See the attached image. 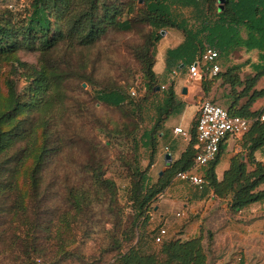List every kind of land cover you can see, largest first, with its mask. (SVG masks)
<instances>
[{"label":"trees","instance_id":"1","mask_svg":"<svg viewBox=\"0 0 264 264\" xmlns=\"http://www.w3.org/2000/svg\"><path fill=\"white\" fill-rule=\"evenodd\" d=\"M143 1L141 8L136 0H30L24 14L11 10L0 13V59H13L21 49L30 46H37L45 59L60 45L91 47L112 30L128 31L138 22L149 26L152 32L140 54L147 79L145 87L152 97L164 93V98L155 107L153 126L140 139L141 145L151 151L152 165L160 135L163 134V138L167 135L161 130L172 116L181 114L185 108L177 96L175 81L162 90L163 85H160L154 72L156 46L163 38L161 33L172 28L184 35V42L167 53L166 73L170 74L174 70L187 72L207 46L220 53L229 50L230 33L239 37L244 28L247 31L246 41L239 39L237 44H244L249 51L259 52V63L254 65L256 75L244 80L241 66L235 65L215 76L202 78V91L205 97H209L217 83L221 88L227 86L225 92L218 89L214 98L224 103L231 100L230 105L225 108L212 102L226 109L230 116L251 119L264 112L252 109L258 100L264 98V88L255 89L257 82L264 77V0H226L222 12L217 8L218 14L213 23L205 17L196 29L179 19L175 10L178 6H185L200 12L199 2L203 0ZM205 1L209 11L219 3V0ZM218 43L223 46L222 51L217 47ZM14 66V75L24 70V77L29 83L24 95H21L15 81L7 79V96L0 98V222L18 223V226H10L15 231V239H21L17 249L23 260L18 264H41L40 261L42 264H54L61 257L69 258L75 254L67 249L76 244L75 235L70 237L68 232L85 222L92 205L90 189L107 191L111 203L118 206L117 187L98 166L91 168L88 183L81 179L76 182L69 179L58 182L56 179L47 183L43 174L48 158L64 152L63 137H56L57 133L50 131L54 102L62 97L64 75L53 67L48 75L45 68L30 67L18 59H14ZM158 87L160 91H157ZM239 88H242L241 91H238ZM219 92L221 95L218 96ZM96 98L115 108L127 102V96L117 91L101 92ZM245 99L244 103L241 102ZM198 118L193 122L188 147L156 183H151L147 170L136 168L133 171L128 197L134 211L133 221L123 231L110 232L105 252L113 254V257L108 264H208L205 237L171 239L157 244L159 247L155 248L153 234L148 231L149 212L154 211L158 197L169 187L170 177L173 179L178 172L194 167L198 152ZM243 140V148L248 153L247 162L243 161L244 154H237L223 179L218 180L216 168L224 152V141L215 161L208 165L205 172L207 187L213 190L216 197L231 199L229 208L234 213L264 202V190H260L264 184V164L255 161L254 157L256 151L264 149V122L255 123ZM249 165L254 169L249 170ZM22 170L27 173L23 181L19 179ZM62 184L64 194H60ZM23 186L27 193H23ZM50 198L54 203L58 202L53 207L49 205ZM61 203L62 209L59 208ZM101 215L104 221L100 219L99 223L103 226L109 224L103 212ZM21 234L25 236L21 238ZM212 239L213 234L209 233L207 244Z\"/></svg>","mask_w":264,"mask_h":264},{"label":"rangeland","instance_id":"2","mask_svg":"<svg viewBox=\"0 0 264 264\" xmlns=\"http://www.w3.org/2000/svg\"><path fill=\"white\" fill-rule=\"evenodd\" d=\"M29 1L0 0V13L11 10L24 14ZM136 1L139 7L144 6L143 0ZM141 1L143 2L141 3ZM199 3L200 12L185 6H178L175 10L179 19L185 20L187 25L193 29L200 27V22L205 17L213 23L220 5L216 3L213 10L209 11L210 7L205 0ZM168 30H172V28L165 30L166 34ZM175 31L178 30L175 29ZM151 32L149 26L138 22L134 23L133 28L128 31H110L91 47L60 45L44 59L37 46H30L21 49L13 59H0L1 99H5L7 96L5 88L7 79L15 81L21 95H24L29 83L24 77V70H20L17 75H14V59L27 63L30 67L45 68L48 75L52 67L53 70H58L64 75L62 97L54 102L55 108L51 113L53 118L50 125L51 133L56 132V137H63L64 152L55 156L50 155L48 158L43 174L47 183L56 179L58 182H63L66 179L76 182L81 179L88 183L92 175L91 168L98 166L105 177L112 180L117 187L118 206L111 203V197L107 191L90 189L92 205L87 211L85 222L80 223L74 231L68 232L70 237L75 235L76 244L67 249L75 254L69 258L61 257L54 264H108L113 257V254L105 252L109 246L110 232L113 230L123 231L126 225L133 221L134 211L128 201L133 171L136 168L147 170L151 183H156L160 178L161 171H164L165 175L170 170L166 166L163 153L167 147L169 149L167 153H172V128L165 126L161 130L167 135L164 138L163 134L160 135L157 155L152 165L150 164V149L143 147L140 143L143 133L153 126L156 105L164 98L163 92L157 97H152L145 87L147 79L144 75L145 66L140 54L146 46ZM230 36H232L228 37L231 39L230 51L227 55H221L219 65L222 69L221 63L224 60L230 63V66L240 65L242 79H251L256 75L254 65L259 63V52L249 51L244 44H237L239 39L243 42L246 41L247 31L244 28L241 29L239 37L233 33H230ZM225 40L227 41V38ZM229 55H231L230 58H228ZM160 62L159 59L157 69L160 67ZM159 83L160 85L164 84L160 81ZM189 85L193 86L192 83ZM263 88L264 77L257 82L255 89ZM241 89L239 88L238 91ZM110 91L124 93L127 96V102L122 107L115 108L97 100L98 94ZM187 95L182 96L186 97ZM219 95L221 92L218 93ZM203 98L213 100L225 108L231 103V100L226 103H224L225 101L219 102L217 97L214 99ZM244 101L246 99L241 102L244 103ZM252 109L258 112L263 111L264 98L258 100ZM188 111L182 122V127L187 133H191L194 125L189 119L192 108ZM174 161L175 159H173V163ZM26 176L27 173L24 174L22 170L19 179L23 181ZM172 181L173 179L170 177L168 188L172 186ZM58 185L60 184L58 183ZM87 185L89 186V184ZM24 186L26 187V185ZM25 187L23 193L28 192ZM60 194H64L63 184ZM161 196L155 202V208L161 201ZM56 203L58 202L56 201ZM56 203L53 198L49 199V205L52 207ZM98 206L100 208L97 209ZM59 208H63V203L59 204ZM101 212L106 216V221L109 224L103 226L99 223L100 219L101 222L104 221ZM153 212H149L150 218H152ZM11 223L2 224L0 222V264H18L23 260V256H19L17 249L21 239H15V231L10 227L18 226V223ZM154 233L155 231L152 232L153 240ZM24 236L25 234H21V238ZM154 245L155 248L159 247L155 243ZM205 247L208 253V264H222V259L228 257L230 258L229 264H264V238L236 241L231 251H228V248H217L214 239L211 243H206ZM237 258H242V261H238ZM40 263L42 264L41 261ZM225 263L223 262V264Z\"/></svg>","mask_w":264,"mask_h":264},{"label":"crops","instance_id":"3","mask_svg":"<svg viewBox=\"0 0 264 264\" xmlns=\"http://www.w3.org/2000/svg\"><path fill=\"white\" fill-rule=\"evenodd\" d=\"M183 42L184 35L182 32L175 31V29L168 30L166 36H163L156 46V64L154 66V72L160 82L164 83L163 86L168 87L171 81H175L177 96L185 104L181 114L172 116L166 122V128H172L171 154L175 160L179 159L188 147L191 133H188L189 138L185 139L176 135L174 129L177 127L183 128L182 122L191 108L192 113L189 119L191 123L194 122L196 117L199 116L200 105L204 100L203 97H205L202 91V79L189 80L187 72L178 71L179 73L176 76H173L172 72L170 74L166 73L168 51L177 48ZM217 47L220 50L223 48L220 43H218ZM229 51L225 50L221 52V55H227ZM230 57L231 55L228 56V58ZM159 59L161 62L159 69H157ZM221 66L223 72L232 67L225 60L221 63ZM191 83L193 86L189 85ZM183 88L188 90L186 97L182 96ZM220 88V83L213 86L209 97L214 98ZM226 88L227 86L221 88L220 91L225 92ZM243 145L244 140L242 137L230 138L224 142V152L216 168L218 180L223 179L225 172L231 166L232 159L237 154H244L243 161L247 162L246 155L248 153L243 148ZM166 149L163 156L169 151L168 147ZM254 157L255 161L264 164V149L256 151ZM253 169L254 167L249 165V170ZM260 190H264V184L260 186ZM161 197L162 199L157 205L158 210L154 209L152 214L148 227L149 232H157L159 227H163L168 230L169 239L190 240L203 236L205 237V244L207 243L208 234L212 233L217 248H228V251L234 248L236 241L260 240L264 238V202L252 204L238 213H232L229 208L231 199L216 197L211 188L207 187L205 190L199 191L187 183L173 181L172 186ZM178 214H181V216L179 217ZM237 260L242 261V258H237ZM223 262L229 264L230 258L222 259V264Z\"/></svg>","mask_w":264,"mask_h":264},{"label":"built area","instance_id":"4","mask_svg":"<svg viewBox=\"0 0 264 264\" xmlns=\"http://www.w3.org/2000/svg\"><path fill=\"white\" fill-rule=\"evenodd\" d=\"M221 53L219 50L207 46L205 51L196 59L187 70L189 80H197L215 76L222 71L219 60ZM179 72L174 71L173 76ZM174 78V77H173ZM166 89L165 86L162 90ZM264 122V112L254 118H244L240 116H230L223 107L215 104L212 100L204 99L200 105L199 118L197 123V149L194 167L189 171L178 172L173 182L187 183L199 191L207 187L205 180L206 168L215 161L220 152L221 144L227 139L240 138L247 134L255 123ZM176 135L185 139L189 134L181 127L174 129ZM180 217L181 214H178ZM168 230L161 227L154 233L156 244H162L171 239L168 238Z\"/></svg>","mask_w":264,"mask_h":264},{"label":"water","instance_id":"5","mask_svg":"<svg viewBox=\"0 0 264 264\" xmlns=\"http://www.w3.org/2000/svg\"><path fill=\"white\" fill-rule=\"evenodd\" d=\"M142 2H143V1H141V3H142ZM225 2H226V0H219V4H220V5H219V12H222V11L224 10V8H225V6H224ZM161 34H162V36H165L166 31H163ZM157 91H160V87L157 88ZM187 93H188V90H187L186 88H183V90H182V94H183V95H187ZM165 163H166V166H167L168 168H171V167H172V165H173V156H172L171 153H167V154L165 155ZM163 175H164V171H161V172L159 173V176L162 177ZM155 210L157 211L158 208L156 207Z\"/></svg>","mask_w":264,"mask_h":264}]
</instances>
